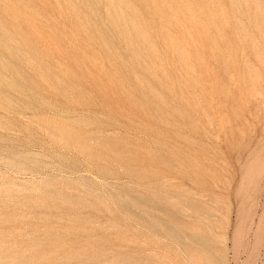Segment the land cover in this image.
I'll return each mask as SVG.
<instances>
[{"label":"rangeland","instance_id":"rangeland-1","mask_svg":"<svg viewBox=\"0 0 264 264\" xmlns=\"http://www.w3.org/2000/svg\"><path fill=\"white\" fill-rule=\"evenodd\" d=\"M0 264H264V0H0Z\"/></svg>","mask_w":264,"mask_h":264}]
</instances>
